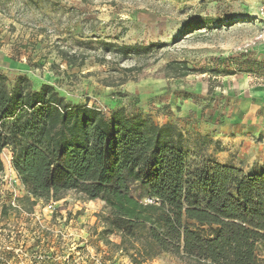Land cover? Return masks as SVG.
<instances>
[{"label": "rangeland", "instance_id": "obj_1", "mask_svg": "<svg viewBox=\"0 0 264 264\" xmlns=\"http://www.w3.org/2000/svg\"><path fill=\"white\" fill-rule=\"evenodd\" d=\"M96 40L164 46L122 60L93 49ZM249 59L264 61V0H0L1 72L50 82L74 104L173 122L191 145L212 140L202 147L217 162L256 172L264 169V70H249ZM171 61L198 71L172 77ZM3 159L0 264H209L124 251L116 234L109 243L105 203L76 191L26 205Z\"/></svg>", "mask_w": 264, "mask_h": 264}, {"label": "trees", "instance_id": "obj_2", "mask_svg": "<svg viewBox=\"0 0 264 264\" xmlns=\"http://www.w3.org/2000/svg\"><path fill=\"white\" fill-rule=\"evenodd\" d=\"M95 44L122 60L147 58L164 46ZM246 63L264 70V61ZM167 68L172 77L198 71L178 61ZM190 141L173 122L74 104L50 82L0 71V173L8 149L26 205L76 191L105 203L102 236L112 243L108 237L118 235L124 251L264 264V169L221 164L202 147L212 140Z\"/></svg>", "mask_w": 264, "mask_h": 264}, {"label": "crops", "instance_id": "obj_3", "mask_svg": "<svg viewBox=\"0 0 264 264\" xmlns=\"http://www.w3.org/2000/svg\"><path fill=\"white\" fill-rule=\"evenodd\" d=\"M4 153L9 157V159L12 158V153H11L10 150L6 149V150L4 151Z\"/></svg>", "mask_w": 264, "mask_h": 264}, {"label": "built area", "instance_id": "obj_4", "mask_svg": "<svg viewBox=\"0 0 264 264\" xmlns=\"http://www.w3.org/2000/svg\"><path fill=\"white\" fill-rule=\"evenodd\" d=\"M9 162H11V159H9ZM147 201L151 202L152 200L151 199H148Z\"/></svg>", "mask_w": 264, "mask_h": 264}]
</instances>
